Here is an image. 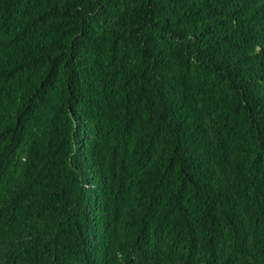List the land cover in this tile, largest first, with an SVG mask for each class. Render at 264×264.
Wrapping results in <instances>:
<instances>
[{
	"label": "trees",
	"instance_id": "1",
	"mask_svg": "<svg viewBox=\"0 0 264 264\" xmlns=\"http://www.w3.org/2000/svg\"><path fill=\"white\" fill-rule=\"evenodd\" d=\"M0 264H264V0H0Z\"/></svg>",
	"mask_w": 264,
	"mask_h": 264
}]
</instances>
